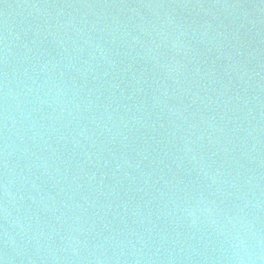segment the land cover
<instances>
[{
  "label": "water",
  "instance_id": "obj_1",
  "mask_svg": "<svg viewBox=\"0 0 264 264\" xmlns=\"http://www.w3.org/2000/svg\"><path fill=\"white\" fill-rule=\"evenodd\" d=\"M4 264H264V76L0 208Z\"/></svg>",
  "mask_w": 264,
  "mask_h": 264
},
{
  "label": "clouds",
  "instance_id": "obj_2",
  "mask_svg": "<svg viewBox=\"0 0 264 264\" xmlns=\"http://www.w3.org/2000/svg\"><path fill=\"white\" fill-rule=\"evenodd\" d=\"M0 264H4V261L3 260H0Z\"/></svg>",
  "mask_w": 264,
  "mask_h": 264
}]
</instances>
